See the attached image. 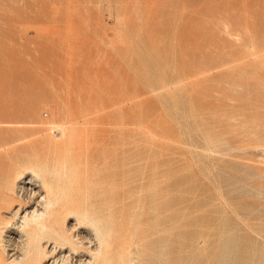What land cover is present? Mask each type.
Returning <instances> with one entry per match:
<instances>
[{"label":"rangeland","instance_id":"1","mask_svg":"<svg viewBox=\"0 0 264 264\" xmlns=\"http://www.w3.org/2000/svg\"><path fill=\"white\" fill-rule=\"evenodd\" d=\"M46 163L65 264H264V0H0V264Z\"/></svg>","mask_w":264,"mask_h":264},{"label":"bare ground","instance_id":"2","mask_svg":"<svg viewBox=\"0 0 264 264\" xmlns=\"http://www.w3.org/2000/svg\"><path fill=\"white\" fill-rule=\"evenodd\" d=\"M52 129H55V128H52ZM57 131L60 132V130H57ZM63 133L60 132V134L56 136L55 143L57 144L54 146L57 147V145L59 144L61 146V149L63 148V152H64L66 151V149H64V145L62 142L63 140L62 137H64ZM67 138L69 139L70 137H67ZM67 142L68 144H70L68 140ZM74 142H73V145H74ZM61 149H59V151H61ZM70 151H71V148H70ZM59 155H61L60 152H59ZM56 159H53V160H56ZM57 160L60 161L59 159ZM62 160L64 161V159ZM47 165L45 167L44 166L42 167V165L41 166L36 165L35 167H31L30 169H28V171H26V173L20 175L14 181L13 186L10 187L9 189V192L14 198L11 204L12 205L15 204L13 209L17 208V210L14 213H12L11 211L10 213L11 216L9 215L10 219L13 220L14 222L13 226H15L16 229L15 231H12L9 236H7L8 238L7 241H3V243L7 244L6 247H3V248H4L5 256H8L9 258L8 264H30L29 262H32V261L36 262V264H65L66 261H70L69 258L71 254L75 256L78 254L76 250L78 244L80 245V247H83V242H85L84 244H88L87 246H91V241L87 237V231H85V228L78 226L75 229V232H74L75 234H71V233L67 234V232L63 230L64 220H61L62 216L60 215V209L62 210V208H60V202L62 199H66V198H62V191L60 187L62 185V182L67 181V179H65V181L62 180L64 174H66L65 173L66 170L64 168V164L63 166L58 165L54 167L53 170H50L49 169L50 166L49 165L47 166ZM68 174L70 173H67V175ZM53 177L57 179L55 187L53 184ZM72 177H73V174L71 175V178ZM71 178L70 180L73 179ZM65 202L66 201L63 200L61 203L65 204ZM74 211L78 213L75 209ZM67 213L68 212H66V214ZM69 214L71 213L69 212ZM69 216H72V214ZM86 216H87L86 218H88V214ZM80 218H76V219L80 220ZM86 218H84V220ZM86 220L88 221V219ZM86 220L85 222H83V224L87 222ZM80 222L82 223V221ZM94 224L95 223H93V225ZM56 225L59 227L58 228L54 227ZM93 225L91 224L90 227H93L92 231L94 232V235H95L97 233V231L95 230L96 224H95V228ZM60 226H62V228ZM88 226H89V223H88ZM98 230L101 231L100 229ZM96 235L95 236L99 238L98 234ZM98 238H97V241H98ZM103 238L104 237H102L101 239ZM77 241H79V243H76ZM102 242L98 241L99 244L96 248H94L93 246L94 249L93 248L88 249V253H82L81 256H78V259L75 264H97V261H99L104 256L106 257L105 255L106 253H104L105 247L103 246ZM103 247H104V250H103ZM34 252L37 257L34 256ZM84 256L86 257L88 256V259L87 258L85 259ZM107 258L108 256L106 257V260H104V262L101 261L102 262L101 264H108L109 262H107L108 260ZM8 260H4V261L6 262ZM0 262H1V258H0ZM68 263L69 262H67L66 264ZM109 264H111V262Z\"/></svg>","mask_w":264,"mask_h":264}]
</instances>
